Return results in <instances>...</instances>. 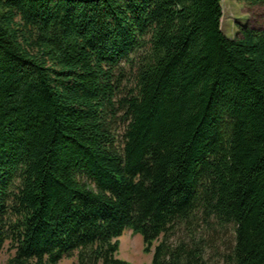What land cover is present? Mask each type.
I'll return each instance as SVG.
<instances>
[{
	"label": "trees",
	"instance_id": "obj_1",
	"mask_svg": "<svg viewBox=\"0 0 264 264\" xmlns=\"http://www.w3.org/2000/svg\"><path fill=\"white\" fill-rule=\"evenodd\" d=\"M221 0H0L7 264H264V32Z\"/></svg>",
	"mask_w": 264,
	"mask_h": 264
},
{
	"label": "rangeland",
	"instance_id": "obj_2",
	"mask_svg": "<svg viewBox=\"0 0 264 264\" xmlns=\"http://www.w3.org/2000/svg\"><path fill=\"white\" fill-rule=\"evenodd\" d=\"M224 17L222 31L229 39H238L243 30L264 32V0H221ZM234 240L233 232L215 236L214 248L210 251L209 262L219 264L227 247ZM11 252L6 248L0 255V264H7ZM120 257L133 264H150L151 254L144 253L141 235L126 230L120 239ZM60 264H77L75 257L65 258Z\"/></svg>",
	"mask_w": 264,
	"mask_h": 264
}]
</instances>
